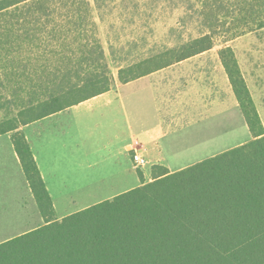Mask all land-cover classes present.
<instances>
[{
  "label": "trees",
  "instance_id": "trees-1",
  "mask_svg": "<svg viewBox=\"0 0 264 264\" xmlns=\"http://www.w3.org/2000/svg\"><path fill=\"white\" fill-rule=\"evenodd\" d=\"M199 1L207 32L183 44L171 61L213 48L216 34L229 41L264 26V0ZM56 9L64 11L56 29L69 31L64 35L70 37L68 25L80 27L87 21L89 4L86 0H0V16H9L6 22L15 15L23 17L18 34L8 29L11 26H0V31H6L0 37L8 41L0 42V52L15 43L26 50L41 40L40 33ZM42 17H47L43 23ZM11 35H18L17 39L9 41ZM76 35L71 43L58 40L47 51L54 58L51 64L45 61L44 66L30 68L29 61L20 59V68L40 69L46 79L21 104L20 115L26 118L2 120L0 135L13 132L14 149L45 224L0 242V264H264V131L230 46L220 48L218 54L252 135L249 141L177 171L155 165L149 182L139 171V186L55 218L30 144L18 129L114 84L101 46L95 41V46L74 47ZM161 66L143 71L128 68L127 75L119 68L118 80L125 83ZM28 80L26 76L25 86L30 87Z\"/></svg>",
  "mask_w": 264,
  "mask_h": 264
},
{
  "label": "crops",
  "instance_id": "crops-1",
  "mask_svg": "<svg viewBox=\"0 0 264 264\" xmlns=\"http://www.w3.org/2000/svg\"><path fill=\"white\" fill-rule=\"evenodd\" d=\"M261 32H264V26L243 33L229 41L220 39L209 50L180 61H173L168 65H162L128 82L121 83L119 81L108 91L22 126L26 129L34 128L37 124H43L44 121L55 119L64 113L67 114V119L62 125L59 124L60 120H57L53 125L52 132L49 135L45 134V141L42 137L43 133L41 135L40 129H38L37 137L39 139L34 141L35 144H32V152L51 196L54 210L56 209L52 192L54 187L50 184H53L55 180L57 181V178L53 177L56 175L50 167L56 164L58 159L64 160L65 158V162L69 161L68 169L76 167L81 170L82 168L87 169L91 165H100L95 174L104 173V166L111 162L121 169L122 174H128V177L133 176L131 180L124 178L119 187L111 189L115 190V193L84 203L74 211L57 214L55 210V218L61 219L73 212L139 186L142 180L138 177V172L131 161L132 148L140 151L151 166H164L173 172L245 143L252 138L244 119V127L249 131V134L244 133V140L180 164L170 160L171 157L166 153V150L169 148L168 144L173 145L179 142L181 139L179 137L183 134L175 135L176 138L171 137L165 142L162 141L187 128H193V134L200 133L203 126L197 128L196 125L200 123L204 125L212 119L219 118L226 122L228 113H230L231 119L233 118L234 92L218 54L222 45L230 46L235 53L264 131V115L261 114L263 109L257 98L258 79L264 77V62L259 61L264 59V39L257 37L261 36ZM235 102H237L236 98ZM236 107H238V102ZM45 128L44 125L43 132H46ZM4 135L6 140H2L3 143L0 142V169L4 172L2 182L7 189H3L0 194V203L6 208L12 209L15 206L9 204L7 200L16 199L19 206L20 187L22 186L23 189H27L29 196L31 195V206L35 212L34 221L24 224L21 228L18 224H15L14 228H9L3 224L2 228L8 229V232L0 235L3 241L45 224L24 176L12 143L11 133L8 132ZM2 136L1 134L0 139ZM25 136L28 140L27 133ZM65 136L66 138L70 137L71 142L64 141ZM87 141L90 143L87 144ZM161 141L166 143V147L162 145ZM59 147L68 154H62ZM84 153L87 155L90 153L94 156L95 162H89ZM177 157L179 156L176 155L175 158ZM57 166L58 164L55 167ZM58 177H62V175ZM142 179L144 180V176ZM79 180L81 183L87 184L89 181L88 178H80ZM103 180V178L100 179V181ZM80 181H77L76 185H80ZM148 181L144 180V182ZM69 185H71L69 182H63L58 188L59 193L68 189ZM1 199L6 200L1 201ZM3 222L10 224L8 223L10 220L4 218L0 223Z\"/></svg>",
  "mask_w": 264,
  "mask_h": 264
},
{
  "label": "rangeland",
  "instance_id": "rangeland-1",
  "mask_svg": "<svg viewBox=\"0 0 264 264\" xmlns=\"http://www.w3.org/2000/svg\"><path fill=\"white\" fill-rule=\"evenodd\" d=\"M86 1L89 4L87 21L82 23L80 27L67 24L70 26V33L72 35L77 34L73 46L76 47L80 44H88L89 47H91V45H94L95 41H97V44L100 45L103 50V60L107 63L109 71L113 76L114 84L119 82V68H123L125 70L124 75H127L126 70L128 68L143 71L156 65H164L167 62H173L171 60L177 57L178 49L182 44L188 42L193 37H198L207 32L203 16L201 15V1L199 0ZM13 9L15 8L9 10L12 11ZM56 11H58L56 15H51L52 20H49V23L47 22L42 29L43 33H40L41 40L33 43V47L32 44L31 46H27L26 50H22L20 49V45L15 43L11 49L4 46L3 51L0 52V122L8 118L14 121L26 118L27 115H20L21 104H23L24 100L27 101V97H29V94H33V91L40 90L37 84L39 82L44 84L46 79L40 69L30 71L28 68H20V59L29 61L31 63L30 68H35V65L37 67L40 65L44 66L45 61L51 64L50 59L53 57L47 53V51L56 46V41L67 40V43H71V41L74 40L75 37H72V35L70 37L64 35L69 33V31L56 29L55 24L62 22L59 14L60 12H64L60 11V9H56ZM17 12L20 13V9L17 10ZM8 18L9 16H0V26H11L8 29L13 31V34L20 33V30L23 29L21 25L23 17L20 18V15H15L13 17L14 20L6 22ZM46 19L47 17H42L41 23L46 21ZM42 26L43 25H41L40 28H42ZM53 28L56 29L57 33L55 37L53 34L54 31H52ZM0 30H2V28H0ZM3 31H0V35L3 34ZM4 33H6V31H4ZM17 36L18 35H11L8 40L13 41L17 39ZM220 36L216 34L215 42H218L221 38L223 39V37L220 38ZM257 37L264 39V32H261V36ZM0 42L3 44L8 41L6 38L0 37ZM223 47L225 46L222 45L221 48ZM0 48H2L1 45ZM259 61L264 62V59ZM26 76L31 79L27 81L30 87L27 85L25 86ZM31 86L35 89H32ZM257 90L258 103H261L260 106L263 109H261V114L264 115V77L258 79ZM236 104L237 102H235L234 96L233 118L231 119L230 113H228L226 122L223 120L221 121L219 118L212 119L205 123H208L206 126L202 123L196 125L197 128L203 126L201 127L200 133L193 134V128H187L184 131L172 134L168 138L163 139L162 141L165 142L171 137L176 138L177 136L175 135L183 134L179 137L181 138L179 142L173 145L168 144L169 148L166 150V153L170 155V160H173L176 164L187 163L198 157L206 156L215 150H220L228 145L244 140V133L249 134V131L244 127L245 122L243 114L239 105L236 107ZM66 119L67 114L64 113L55 119L44 121L43 124L46 126V132H43L44 125L41 123L37 124L34 128L30 127L28 129L20 126L21 128L19 127L18 130H21L24 134L27 133L32 150V144L35 140L39 139V137H37L38 129H40L41 135L43 133L42 137L45 141V134L47 133L46 135H49V133L52 132L55 122L60 120L59 124L62 125ZM53 120L54 122L52 123ZM9 133L12 135L13 132ZM2 135L0 142L6 140L5 135ZM64 141L67 143L71 142V138H66L65 136ZM162 141V145L166 147V143ZM86 143L89 144L90 141ZM59 149L62 154H68V152L64 153L61 147H59ZM176 155L179 157L175 158ZM86 156L89 162H95L96 158L90 153L88 155L86 154ZM68 162L69 161L65 162V158L64 160L58 159L56 160L58 166L55 167L56 164H54L50 167L56 175L53 177L57 178V181L55 180L53 184H50L54 187L52 192L54 194L55 210L57 214H62L65 211H74L84 203L115 193L116 191L111 189L119 187L124 178L127 180L133 178L132 175L128 177V174H122L120 172L121 169L114 166V163L111 162L104 166V173L102 174H95L99 170L98 168H100V165L96 166L95 164L87 169L82 168L78 170L76 167L68 169ZM171 165L174 164L171 163ZM135 169L137 172L140 171L141 175L145 174L143 175L144 180H152L154 167L151 166L149 162L144 169ZM60 175H62V177H58ZM3 176L4 172L0 169V194L3 192V189H7L3 186ZM80 178H88V184L85 182L81 183L79 180ZM101 178L104 180L100 181ZM65 181L69 182L71 185H69L68 189L64 192L59 193L58 188H60ZM77 181H80V185H76ZM20 195L19 206L16 199L7 200L9 204L15 206V208L8 209L0 203V221L3 218L10 220V222H8L10 224L4 222L0 223V235L8 232V229L2 228L3 224L9 226V228H14L15 224H18L21 228L24 224L26 225L34 221L33 216L35 211L31 206V195L29 196L27 189H23L22 186L20 187ZM2 200L6 199H1V201ZM0 241H3V239L0 238Z\"/></svg>",
  "mask_w": 264,
  "mask_h": 264
},
{
  "label": "built area",
  "instance_id": "built-area-1",
  "mask_svg": "<svg viewBox=\"0 0 264 264\" xmlns=\"http://www.w3.org/2000/svg\"><path fill=\"white\" fill-rule=\"evenodd\" d=\"M131 161L135 168L143 169L148 164V160L142 155L140 151L132 148Z\"/></svg>",
  "mask_w": 264,
  "mask_h": 264
}]
</instances>
